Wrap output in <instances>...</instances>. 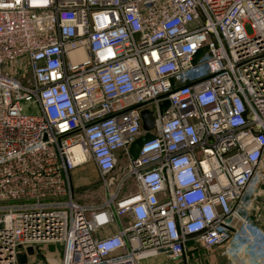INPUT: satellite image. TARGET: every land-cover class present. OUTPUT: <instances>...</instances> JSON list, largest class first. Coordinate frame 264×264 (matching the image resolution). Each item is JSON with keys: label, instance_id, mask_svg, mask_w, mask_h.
Wrapping results in <instances>:
<instances>
[{"label": "built area", "instance_id": "1", "mask_svg": "<svg viewBox=\"0 0 264 264\" xmlns=\"http://www.w3.org/2000/svg\"><path fill=\"white\" fill-rule=\"evenodd\" d=\"M191 240L264 264V0H0V264H180Z\"/></svg>", "mask_w": 264, "mask_h": 264}, {"label": "rangeland", "instance_id": "2", "mask_svg": "<svg viewBox=\"0 0 264 264\" xmlns=\"http://www.w3.org/2000/svg\"><path fill=\"white\" fill-rule=\"evenodd\" d=\"M30 75H27V81ZM73 182L75 187V200L84 205H97L104 201L105 191L101 184L100 175L96 169L94 162H89L73 171ZM258 191V190H256ZM262 194V193H261ZM263 196V195H261ZM112 231L113 228L111 227ZM97 237H101L98 233ZM36 255L31 258L35 264H50L57 257L61 261L62 252H50L47 246H35ZM243 262L247 256L245 254L226 253L225 248L208 249L201 241L191 240L187 245L186 261L180 264H236L235 256ZM157 258H150L144 261V264H156ZM166 259L160 260V264H171L165 262ZM241 262L239 264H241Z\"/></svg>", "mask_w": 264, "mask_h": 264}, {"label": "water", "instance_id": "3", "mask_svg": "<svg viewBox=\"0 0 264 264\" xmlns=\"http://www.w3.org/2000/svg\"><path fill=\"white\" fill-rule=\"evenodd\" d=\"M168 106H169V102L166 101L162 107V110L164 111L165 109H167ZM142 119H143V129L147 132V134H145L144 136H142L132 144L131 153L134 157L138 155L142 144L151 139V134L149 133V131L154 128V118L151 112H149L148 110H144L142 112ZM49 249L53 251L55 248L53 246H50ZM28 254L30 256L34 255L35 254L34 249L29 248ZM27 261L28 259L26 255L19 256V262L21 264H27Z\"/></svg>", "mask_w": 264, "mask_h": 264}, {"label": "bare ground", "instance_id": "4", "mask_svg": "<svg viewBox=\"0 0 264 264\" xmlns=\"http://www.w3.org/2000/svg\"><path fill=\"white\" fill-rule=\"evenodd\" d=\"M237 254H244V251H241V252H239V253H237ZM235 256V255H234ZM246 260H248V257L246 258ZM234 262L236 263V264H239L241 261L238 259V256H235V258H234Z\"/></svg>", "mask_w": 264, "mask_h": 264}, {"label": "crops", "instance_id": "5", "mask_svg": "<svg viewBox=\"0 0 264 264\" xmlns=\"http://www.w3.org/2000/svg\"><path fill=\"white\" fill-rule=\"evenodd\" d=\"M162 259H166V258H162V257H158L154 262H156V264H160V260H162ZM166 261L167 262H170V261H168L167 259H166ZM165 261V262H166ZM171 263V262H170Z\"/></svg>", "mask_w": 264, "mask_h": 264}]
</instances>
